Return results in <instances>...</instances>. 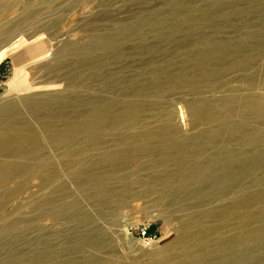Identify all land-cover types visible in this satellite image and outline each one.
<instances>
[{
    "label": "rangeland",
    "instance_id": "obj_1",
    "mask_svg": "<svg viewBox=\"0 0 264 264\" xmlns=\"http://www.w3.org/2000/svg\"><path fill=\"white\" fill-rule=\"evenodd\" d=\"M237 39L251 44L250 54L263 51L251 69L187 88L174 85L176 79L209 73ZM263 42L264 0H0V107L12 110L11 118L0 122V137L32 132L40 146L37 158L22 155L33 148L29 144L0 154L12 173L18 165H32L7 182L0 176V264H74L91 255L111 264H200L202 255L221 256L224 264H264L263 166L241 179L244 188L218 196L215 186L206 202L186 198L180 207L158 201V192L144 183L165 168L173 179L198 171L192 167L199 155L136 152L128 163L130 176L125 169L114 171L123 159L100 158V151L121 146L108 141L114 136L132 138L136 149L170 124L175 139L192 140L202 130L213 131L211 118L219 117L221 106L236 107L254 94L264 107ZM245 75L254 78L252 85ZM31 98L43 104L41 111L30 107ZM55 105L67 108L58 114ZM102 105L115 113L136 108L129 128L78 131L64 145L48 136L52 122L62 126L66 116L77 120ZM202 110L204 122L196 116ZM240 114L236 107L233 123ZM259 124L264 131V119ZM97 139L102 143L95 144ZM121 175L132 176L134 184L123 192V203L115 195ZM258 190L247 224L246 212L223 213L234 198ZM105 192L114 198L101 202ZM76 211H86L92 221L80 222ZM143 227L152 242L138 235ZM91 228L109 234L110 247L74 252ZM231 238L242 243L227 249Z\"/></svg>",
    "mask_w": 264,
    "mask_h": 264
},
{
    "label": "bare ground",
    "instance_id": "obj_2",
    "mask_svg": "<svg viewBox=\"0 0 264 264\" xmlns=\"http://www.w3.org/2000/svg\"><path fill=\"white\" fill-rule=\"evenodd\" d=\"M236 42H238V39L236 40ZM250 48H251V44H249L248 42H242V43L238 42L237 44L229 48L228 52L226 51L227 54L225 53L226 55L225 57H221L212 62L213 64L212 70H210L209 73L208 72L202 73L191 78L187 77L182 79H176L174 85H177L178 87L184 85L187 88L192 86L194 83L198 84V82H208L212 78L219 79L225 73L231 71H235V70L247 71L248 69H251V66L257 64V61H259L260 59V55H262L260 54L262 50H260L259 54L248 53ZM39 49L41 53H44L46 51V46L44 44H41ZM225 58H227V60L228 58H230L231 60L228 61V63H226L227 60ZM243 79L246 82L250 83L251 85L254 83V78L252 76L250 77L245 75ZM256 99L257 97L254 94L242 98V103L236 105V107H238L239 112L241 114L239 120L236 121L235 123H233L231 119L232 112L236 108L234 107L235 104L221 106L219 108V112H220L219 117L211 118L214 129L209 134L205 130H202L200 131V133L195 135L194 139L192 140L191 138L177 140L174 137L172 131L173 130L172 125L168 124L162 126L158 130V132L155 133L156 136H154V138L152 139V143L143 146H137L136 149L133 146H135L137 143H133L132 138L123 137L118 139L115 138L114 136V138L112 137L108 141L121 144V146L111 147L110 149L100 151V156H101L100 158H103L104 160H108L111 158L123 159L121 163L116 164L120 166L114 168V171L118 173L121 171L118 170V168L125 169L126 170L125 174L127 176H130V172L128 170L129 168L128 163L130 158L136 152L137 153L147 152L153 154L154 156L156 154L166 156L173 151L174 152L182 151L184 154L190 156L199 155L198 158H200V163L197 166L192 167L194 168V170H198L196 172L192 171L189 172L183 178L173 179L170 177L171 174L168 172L167 168H165L161 172V174L155 173L152 180L145 181L144 184L146 187H149L150 189L152 188L155 190V192H158L159 194L158 201H166L167 205L168 204L173 205L179 203V206L183 207L182 201L185 200L186 198H192V197H197L196 198L197 200L198 198H200L199 201L206 202L207 200L206 198L212 197V194L214 192L212 193L211 189H213V187L215 186L216 187L219 186L220 188L219 193H217L218 196H223L225 194L235 192L240 188H244L243 186H241V179H244L245 176L250 175L255 169L261 166L264 167V131L263 128H261V125L259 124V122L264 119V107L258 106L259 104L257 103ZM27 101H29L30 107L34 109V111L36 112L41 111L40 110L41 106L44 107L43 104L40 106V102L34 98L33 99L31 98V100H27ZM52 106L53 104L50 105V107ZM56 107H58L57 108L58 114L60 113L61 110L67 108V107L64 108V106L61 105L60 107L59 106ZM9 108L10 107L8 108L0 107V122L2 120L5 121L11 118L12 110ZM135 112H136V108L129 107L123 113L121 112L115 113L112 111L110 105L109 106L102 105L99 108L92 109L91 111L87 112V114L81 116V118L77 120H74V116L72 115L66 116L62 126L59 125L58 122H52L51 125H47V133L50 139L53 140V142L57 145L70 144L74 141V136L78 131L87 133L89 135H93L97 133L99 130L104 129L105 125H109L115 129L125 130L129 125H131L130 124L131 117L133 114H135ZM196 116L199 119V121L204 122L205 118L207 117L206 110L197 112ZM222 137H227V138L223 141L224 145L222 144V146H219L218 142L221 141L220 138ZM195 139H199V140H195ZM36 140L37 137H35V135L32 132H28L26 134L25 132L24 133L22 132L16 135L12 134L2 138L0 137V147H2V149H0V154L3 151L8 150L10 147L16 146L20 150V147L22 145L24 146V144H29L32 145L33 148L29 151L26 150V152L22 155H24L27 159L31 157L37 158L39 156L40 146L38 145ZM101 143L102 141L98 140L95 144H101ZM80 155L82 156V154ZM29 166L32 165H18L15 174L12 173L14 172V168L12 165H10V163L6 161H0V176L2 183L9 181L13 177H16L17 174L24 175V172L25 174H27L29 170ZM244 166H246V169L245 171H242V167ZM84 170L88 171L85 168ZM182 170H186V169H182L179 167V171ZM153 171L155 172V169ZM132 173L133 171H131V174ZM123 176L125 175H121V177H118L119 186L117 187L118 191L115 192V195L118 198L117 200L120 201L121 203L125 202V198L123 197V192L128 188L132 189L134 185L132 182L133 181L132 176L130 178H127V176L126 177ZM200 192L202 193V195L198 197V195H200ZM261 193L262 191L259 190L254 192L252 191L250 196L246 199L234 198L232 204L227 208L226 211H223V213L227 214L226 216H228L230 214H236L237 212L238 213L246 212L247 215L243 217L242 222L244 223V225L247 224L248 220H250L251 218L250 217L251 212L249 210L250 204L255 200L254 196L258 195L259 197L261 196ZM113 198L114 196L112 194L105 192L102 194L99 200L101 202L102 201L104 202L109 199L112 200ZM208 215L211 216L212 212H209ZM75 216L77 217V220H79L82 223L83 222L89 223L92 221V217L86 211L85 212L76 211L74 212V217ZM112 218H116L115 213L112 215ZM88 231H89L88 234L82 237V241L76 246H74V252H79V254L83 253L84 249L87 247H91L95 250L104 249L106 248V246L110 247V243H112L111 237L101 228H91ZM226 243L227 246L225 245V248L232 250L234 249L233 248L234 246H238L242 242L238 238H231L230 241ZM220 257L217 256L210 257L207 255H202L200 257L202 258L200 264H215V263L224 264V262L220 261V259H217ZM34 259L36 258L34 257ZM102 260H100V258L97 255H91V256H87L81 261L79 260L76 262L74 260V264H111L108 262H103ZM213 260L214 261L219 260V261L214 262Z\"/></svg>",
    "mask_w": 264,
    "mask_h": 264
},
{
    "label": "built area",
    "instance_id": "obj_3",
    "mask_svg": "<svg viewBox=\"0 0 264 264\" xmlns=\"http://www.w3.org/2000/svg\"><path fill=\"white\" fill-rule=\"evenodd\" d=\"M138 235L147 243H150L154 240V236L150 234L147 227L140 228Z\"/></svg>",
    "mask_w": 264,
    "mask_h": 264
}]
</instances>
